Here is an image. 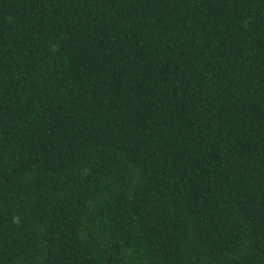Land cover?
Listing matches in <instances>:
<instances>
[{"label": "trees", "instance_id": "16d2710c", "mask_svg": "<svg viewBox=\"0 0 264 264\" xmlns=\"http://www.w3.org/2000/svg\"><path fill=\"white\" fill-rule=\"evenodd\" d=\"M0 264H264V0H0Z\"/></svg>", "mask_w": 264, "mask_h": 264}]
</instances>
